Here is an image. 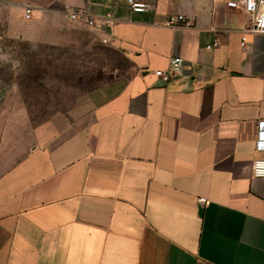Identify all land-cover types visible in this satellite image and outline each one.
Listing matches in <instances>:
<instances>
[{
	"label": "crops",
	"instance_id": "crops-1",
	"mask_svg": "<svg viewBox=\"0 0 264 264\" xmlns=\"http://www.w3.org/2000/svg\"><path fill=\"white\" fill-rule=\"evenodd\" d=\"M139 1L151 8L0 0L10 36L52 44L70 24L65 5L113 14L112 26L87 27L132 68L92 91L88 113L33 128L19 157L0 140V264H264V178L253 172L264 32L227 0ZM173 14L194 25L165 26ZM175 55L182 74L164 83L154 71Z\"/></svg>",
	"mask_w": 264,
	"mask_h": 264
},
{
	"label": "rangeland",
	"instance_id": "rangeland-1",
	"mask_svg": "<svg viewBox=\"0 0 264 264\" xmlns=\"http://www.w3.org/2000/svg\"><path fill=\"white\" fill-rule=\"evenodd\" d=\"M9 14L0 12V140L6 155H22L33 128L57 113L81 116L92 108L91 93L124 80L131 62L86 25L70 20L59 43L12 37Z\"/></svg>",
	"mask_w": 264,
	"mask_h": 264
},
{
	"label": "built area",
	"instance_id": "built-area-1",
	"mask_svg": "<svg viewBox=\"0 0 264 264\" xmlns=\"http://www.w3.org/2000/svg\"><path fill=\"white\" fill-rule=\"evenodd\" d=\"M131 9L134 11H146L151 8V4L139 1V0H127ZM227 5L233 9H239L243 11L249 19L250 25L248 27L249 32L263 33L264 32V0H227ZM34 7L27 5L25 7L24 17L30 19L33 15ZM65 16L72 21L80 22L88 27H109L112 26L117 18L111 13H107L102 17H98L86 6H72L65 5L63 8ZM167 27H191L194 22L191 18L184 14H173L167 17L164 22ZM218 42L215 41L212 44L207 45V49H211L217 46ZM246 44V36L242 38V45ZM184 58L180 55H175L170 58V64L166 69H157L154 74L164 83L171 80L173 77L182 74L184 66ZM257 149L259 151L264 150V120L259 122L258 125V138L256 142ZM253 172L256 177L264 178V158H257L253 163ZM199 201L204 203L206 198H200Z\"/></svg>",
	"mask_w": 264,
	"mask_h": 264
}]
</instances>
